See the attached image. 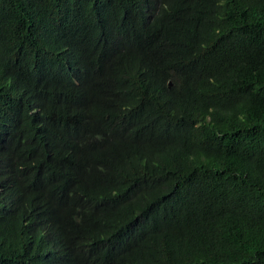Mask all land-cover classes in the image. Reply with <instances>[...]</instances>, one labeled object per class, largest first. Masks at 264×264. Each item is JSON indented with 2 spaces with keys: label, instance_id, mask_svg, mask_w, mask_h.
Returning a JSON list of instances; mask_svg holds the SVG:
<instances>
[{
  "label": "trees",
  "instance_id": "trees-1",
  "mask_svg": "<svg viewBox=\"0 0 264 264\" xmlns=\"http://www.w3.org/2000/svg\"><path fill=\"white\" fill-rule=\"evenodd\" d=\"M0 264H264V0H0Z\"/></svg>",
  "mask_w": 264,
  "mask_h": 264
}]
</instances>
